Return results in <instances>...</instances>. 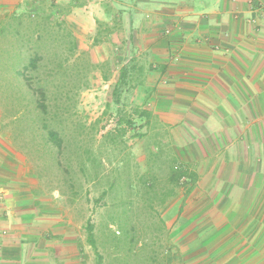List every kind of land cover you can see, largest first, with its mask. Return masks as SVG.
Wrapping results in <instances>:
<instances>
[{
	"label": "crops",
	"instance_id": "0c3cea01",
	"mask_svg": "<svg viewBox=\"0 0 264 264\" xmlns=\"http://www.w3.org/2000/svg\"><path fill=\"white\" fill-rule=\"evenodd\" d=\"M36 2L0 0V25ZM115 2L139 10L127 18L130 26L140 21L136 32L157 69L145 88L161 89L152 113L184 138L178 161L197 174L172 225V253L161 256L166 264H264V0ZM4 154L0 144V264H85L83 242L37 209L16 173L21 156L9 162ZM211 201L219 203L201 207ZM159 255L150 262L159 264Z\"/></svg>",
	"mask_w": 264,
	"mask_h": 264
},
{
	"label": "rangeland",
	"instance_id": "374dc122",
	"mask_svg": "<svg viewBox=\"0 0 264 264\" xmlns=\"http://www.w3.org/2000/svg\"><path fill=\"white\" fill-rule=\"evenodd\" d=\"M73 1L74 6L85 4L87 9H74L63 0H37L36 4H43L58 21H65L78 44V52L69 62L66 79L72 87L70 90L67 88L70 114L73 124L90 129L83 130L81 146L93 147L96 169L101 171V177L91 182L81 178L83 185L77 194L64 185L61 190L57 189V173L46 171L38 163L41 161L35 145L28 143L33 139L31 134H14L12 98L0 100V117L5 116L0 122V144L5 148L4 156H7L3 160L12 162L16 156H21L22 167H17L19 171L16 168V173L21 179L28 180L30 190L38 198L37 209L50 218L55 228L67 230L66 236L83 242L85 264H97L96 252L87 242L88 222L95 225L98 251L104 258V264H126L128 258L139 264H154L149 258L157 257L158 253L159 264H166V257L161 253L171 252L174 248L172 225L178 223L179 211L190 204L187 190H192L194 185L183 180L184 185L177 188L169 181L171 167H186V161L173 163V158H180L177 147L184 146V138L176 135L171 125L156 117L147 126L145 118L134 114L137 108L154 112L156 97L161 91L157 87L145 89L148 72L157 69L151 64L152 52L146 49V42L136 32L140 28V21L134 20L139 19L138 14L133 18L132 26L127 18L128 12L139 13V10H124L117 6V0ZM34 9L30 12H35L38 7ZM131 29L135 34L130 39ZM93 58L94 62H99V68L95 67ZM123 67L131 71L132 85L122 95L120 112L112 97ZM1 75L0 96L4 98L9 96L10 90L4 74ZM106 75L109 76L108 81L103 79ZM83 82L88 84L87 87ZM163 101L168 103L170 100ZM128 120L133 121L131 127L126 125ZM120 122H123L122 126ZM73 128L74 135L80 132L74 125ZM120 128L126 130L125 134ZM108 132L112 134L110 139L105 138ZM155 178L157 181L153 180ZM147 183L155 184L154 190H175L177 194L172 196L171 191L167 203L162 206L166 198L160 201L158 196L151 201L150 195L153 194H149ZM195 202L191 199L192 206ZM203 202L198 204L203 205ZM205 203L202 208L219 202ZM122 215L124 217H120ZM119 218L122 221L116 222ZM59 236L51 235L48 239L60 241L65 237Z\"/></svg>",
	"mask_w": 264,
	"mask_h": 264
},
{
	"label": "trees",
	"instance_id": "16d2710c",
	"mask_svg": "<svg viewBox=\"0 0 264 264\" xmlns=\"http://www.w3.org/2000/svg\"><path fill=\"white\" fill-rule=\"evenodd\" d=\"M36 6L38 10L35 12L8 16L2 21L0 77L3 73L10 90L9 96L5 97L8 100L13 99L12 110L15 116L11 125L14 127V134L16 136L31 134L33 139L28 143L35 145V152L41 161L38 163L43 165L46 171L57 173L59 184L56 188L61 190V186L64 185L71 189L73 194H77L78 188L80 186L82 188L83 185L80 182L81 178L91 182L101 177V171L96 169V153L93 147L81 146L83 130L89 128L85 125H75V122L73 124L70 114L71 106L68 102L70 96L67 88L70 90L72 87L66 79L69 62L76 56L79 48L74 34L65 21H58L53 12L46 11L43 4ZM94 61L95 58L92 62L99 68L97 64L99 62ZM131 75V71L123 67L113 91L112 101L119 106L120 112L122 95L132 85ZM103 79L108 81L109 76L106 75ZM83 85L87 87L88 84L83 82ZM16 98L19 100H15ZM63 98L64 100H61ZM134 114L145 118L147 126H150L151 119L155 118L151 111L140 108L135 109ZM122 124L123 122H120L119 125ZM73 125L80 129L76 135L73 134L75 131ZM126 125L131 127L133 121L128 120ZM120 131L122 134L126 132L123 128H120ZM111 135L108 132L105 138L110 139ZM173 159V163L176 161L178 164V158ZM39 177L43 175L40 174ZM169 179L173 186L181 188L184 185L183 180L184 182L189 180L195 185L197 174L186 168L171 167ZM153 180L157 181L156 178ZM148 187L149 194H153L150 195L151 201H155L158 196L160 201L166 198L163 203L160 202L162 206L167 203L171 191L172 196L177 194L175 190L167 192H164L163 188L159 191L154 190L155 184H148ZM190 191L187 190L188 193ZM120 221L122 220L119 218L116 222ZM86 230L87 242L97 255V264H104V258L98 251L95 225L88 222ZM152 260L155 261L154 256ZM128 261L126 264H139L135 259L128 258Z\"/></svg>",
	"mask_w": 264,
	"mask_h": 264
}]
</instances>
